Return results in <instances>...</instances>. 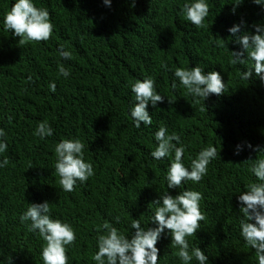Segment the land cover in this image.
<instances>
[{"label":"trees","instance_id":"trees-1","mask_svg":"<svg viewBox=\"0 0 264 264\" xmlns=\"http://www.w3.org/2000/svg\"><path fill=\"white\" fill-rule=\"evenodd\" d=\"M13 2L0 0V14ZM232 2L208 0L210 14L199 29L178 15L184 0H136L134 8L131 0H112L110 8L103 0H36L37 7L48 8L54 31L47 42L25 45L0 25V128L8 143L0 159H9L0 169V261L42 264L43 242L19 220L28 203L47 200L53 216L73 225L77 240L68 251L69 264H94V229L106 219L119 216L116 227L126 235L132 217L146 226L149 203L166 191L168 158L156 161L149 155L152 134L166 126L187 145L186 163L208 144L218 149L200 183L182 186L203 194L205 220L190 243L206 251L210 264H256L253 250L239 238L237 195L254 180L246 161L257 153L246 142L264 146V84L240 79L238 66L228 63L225 41L216 36L227 40L228 27L241 16L251 25L264 19V12L245 0L232 15ZM227 43L230 51L238 50L231 38ZM61 44L72 52L71 60L61 61L70 71L67 79L57 72ZM161 63L170 69L201 63L206 71L221 72L228 91L211 95L205 106L196 103L185 89H172L171 71ZM144 75L156 79L165 97L156 109L148 107L152 125L137 129L128 115L133 100L128 85ZM53 81L55 93L48 89ZM43 119L54 135L40 140L32 132ZM70 136L85 142V159L95 175L67 193L52 165L54 144ZM237 144L244 149L239 156L233 154ZM169 191L176 195L179 189ZM169 245V238L158 241V259L164 257L158 264H180Z\"/></svg>","mask_w":264,"mask_h":264},{"label":"clouds","instance_id":"clouds-1","mask_svg":"<svg viewBox=\"0 0 264 264\" xmlns=\"http://www.w3.org/2000/svg\"><path fill=\"white\" fill-rule=\"evenodd\" d=\"M264 12V0H251ZM245 0H233L230 4L231 14L236 15ZM106 7H111L112 0H103ZM136 6V0H131L130 7ZM210 14L208 0H184L178 15H182L190 25L195 28H204L205 19ZM0 25L3 30L10 31L17 37L18 45L33 42H47L53 34L54 23L48 8L37 7L36 0H14L10 9L6 8L0 14ZM227 40L219 34L216 40L225 41L229 52L228 63L236 65L240 79L250 81L258 79L264 84V19L247 24L241 16L238 23L228 27ZM238 46V50H229L227 41ZM217 43V47H219ZM59 60L57 72L59 76L67 79L70 71L61 61L72 59V52L64 44L59 45ZM161 69L171 71L173 90L179 86L196 103L205 101L213 94L220 96L226 93L227 83L221 72L216 70L206 71L201 63L190 67L177 66L170 69L166 63H161ZM31 81L32 77L29 76ZM157 81L152 75H144L128 85L133 96L129 105L128 115L135 128L143 125H152V116L148 111L149 105L153 109L158 103L163 102L162 96L156 87ZM50 92L55 93V81L48 84ZM170 102V101H169ZM12 117L8 118V123ZM33 137L40 140L52 137L54 129L48 119L36 123L32 132ZM155 141L154 150L149 155L153 160L162 161L168 158L162 183L166 184V191L159 193V198L148 205L151 210L149 221L142 226L141 220L132 217L126 235L116 225L120 224V217L115 216L111 221L104 220L95 227L94 237L96 251L91 255L94 264H158L164 257H159L158 241L169 238V248L176 249L173 253L180 264H210L209 256L199 244L190 243L189 238L196 237L201 221L205 215L201 210L203 194L194 188H184L188 182L198 185L209 170V165L217 159L218 149L213 144L202 147L194 157H188L185 162L187 145L181 140V135L176 131L169 132L166 126H160L152 134ZM247 148L257 153L250 162L247 172L254 180L247 183L245 190L237 195L239 205L238 227L239 238L244 246L253 250L256 264H264V146H253L246 142ZM8 150L7 134L0 128V154ZM243 146L237 144L234 155L239 156ZM86 145L79 136L62 138L54 144L53 169L59 177L58 184L64 192L71 193L76 187L85 184L95 175L93 163L85 159ZM9 164L5 156L0 159V169ZM179 189L176 195L169 190ZM47 200L42 203H28L19 216L27 232L39 237L43 242L40 248L42 264H69V249L77 240L76 230L73 225L59 217H55ZM154 206V210H152ZM142 216V215H141ZM152 225V226H149ZM197 239V237H196ZM5 264V261H0ZM6 264H13L12 258Z\"/></svg>","mask_w":264,"mask_h":264}]
</instances>
